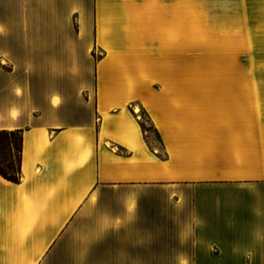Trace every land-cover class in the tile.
<instances>
[{"label": "crops", "instance_id": "obj_1", "mask_svg": "<svg viewBox=\"0 0 264 264\" xmlns=\"http://www.w3.org/2000/svg\"><path fill=\"white\" fill-rule=\"evenodd\" d=\"M257 2L0 0V264H264Z\"/></svg>", "mask_w": 264, "mask_h": 264}, {"label": "rangeland", "instance_id": "obj_2", "mask_svg": "<svg viewBox=\"0 0 264 264\" xmlns=\"http://www.w3.org/2000/svg\"><path fill=\"white\" fill-rule=\"evenodd\" d=\"M255 5L257 9L249 5L251 14L245 16V30L240 41L235 42L236 46L225 49L224 55L230 56L235 61L214 64L213 70L255 73L259 77L256 82L264 87V0H258ZM140 119L149 130L147 116L140 113ZM15 139L16 137H12V140ZM4 156V151L0 148V162H3ZM2 168H5V165H2Z\"/></svg>", "mask_w": 264, "mask_h": 264}, {"label": "trees", "instance_id": "obj_3", "mask_svg": "<svg viewBox=\"0 0 264 264\" xmlns=\"http://www.w3.org/2000/svg\"><path fill=\"white\" fill-rule=\"evenodd\" d=\"M12 137H16V139L12 140ZM0 148H2L5 155L3 162H0V175L11 182H19L22 131L0 130ZM2 165H5V168H2Z\"/></svg>", "mask_w": 264, "mask_h": 264}]
</instances>
